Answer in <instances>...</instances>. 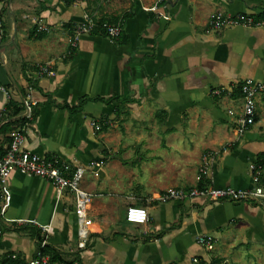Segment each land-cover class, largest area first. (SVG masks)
I'll list each match as a JSON object with an SVG mask.
<instances>
[{"label": "crops", "instance_id": "obj_1", "mask_svg": "<svg viewBox=\"0 0 264 264\" xmlns=\"http://www.w3.org/2000/svg\"><path fill=\"white\" fill-rule=\"evenodd\" d=\"M154 8L166 17L156 18ZM216 12L257 20L264 0H0V109L10 100L21 106L24 97L36 102L23 148L72 171L103 162L80 183L94 195L86 220L75 215V197H58L47 181L13 172L0 184V264L35 259L33 234L44 239L47 227L45 246L55 258L45 256L48 264H264L246 258L264 249V207L158 201L169 189L250 188L251 169L264 155L262 96L255 124L239 141L234 135L239 85L264 82V28L209 32ZM86 14L118 19L119 42L97 32L81 35L71 50L72 27ZM39 20L48 32L37 30ZM45 64L55 77L34 80ZM111 98L124 104L117 115V103L100 101ZM7 114L0 154L21 127ZM227 145L203 181L201 157ZM132 206L147 209L146 224L125 221ZM199 236L212 239L213 251L196 243Z\"/></svg>", "mask_w": 264, "mask_h": 264}, {"label": "built area", "instance_id": "obj_2", "mask_svg": "<svg viewBox=\"0 0 264 264\" xmlns=\"http://www.w3.org/2000/svg\"><path fill=\"white\" fill-rule=\"evenodd\" d=\"M68 1L73 4L81 3L83 0H61ZM153 14L156 18L165 14H160L157 8L153 9ZM36 27L39 32H48V28L41 22H36ZM246 27V28H264V22H258L255 18L247 15H225L221 12L212 14L207 23V29L209 32H220L229 28ZM72 38L70 42V49L74 50L77 46V41L81 35H93L94 32L102 33L106 38L115 41L121 35V27L119 23H113L108 20H102L95 16L86 14L83 16V21L72 27ZM2 32L0 30V39ZM43 77L53 78L55 73L52 71L49 65H39L35 70L34 80H38ZM239 94L242 101L241 112L237 115L234 122V135L235 140L239 141L255 124L256 120V100L262 96L264 98V82H255L253 80L243 81L239 87ZM220 91H214L213 94H219ZM23 118L25 123L17 130L13 131L9 135L10 142L5 148L3 153L0 154V184L6 185L10 175L13 172H17L23 176L35 177L49 182L55 189L58 197H61L63 193L67 192L75 197V215L86 220V209L92 202L94 195L87 193L80 187L81 179L84 176L87 169L98 171L103 166L102 161L90 162L87 167H77L72 171L67 165L60 162L56 157L44 158L36 154L27 152L24 147L25 136L30 122L32 121V109L36 106V102L30 98H23ZM6 109H0V124L4 120ZM105 126H109V122L103 123ZM92 127L95 131H100L101 126L96 123H92ZM227 145L221 150L206 152L201 157V163L198 168L199 177L204 181L206 175L209 172L210 165L215 157H217L221 151H225ZM252 186L247 189H235V188H214L213 186L206 185L204 188L193 189H169L160 197V202H178L183 203L186 201H192L196 199H203L206 201H231V202H244L255 203L264 207V167L261 164L255 163L251 169ZM148 214L145 207H128L125 212V221L129 224L144 225L147 223ZM88 223L85 222V226ZM49 227L42 229L44 239L41 243L43 248L47 242V236L49 234ZM196 243L203 248L206 252H211L214 249L212 239L199 236L196 238ZM85 241H82L80 247L83 248ZM11 260L17 264H48V258L38 252L35 259L29 260L26 263H22L16 256H13ZM194 263L198 261L193 260Z\"/></svg>", "mask_w": 264, "mask_h": 264}, {"label": "trees", "instance_id": "obj_3", "mask_svg": "<svg viewBox=\"0 0 264 264\" xmlns=\"http://www.w3.org/2000/svg\"><path fill=\"white\" fill-rule=\"evenodd\" d=\"M110 21L113 23H118V22L121 23L120 21H118V19H110ZM257 21L258 22H261V21L264 22V15H261L260 17H258ZM93 34H97V32H94ZM120 37H121V35H120ZM120 37L117 40H115L114 43L117 44L120 40ZM29 85H30V87H35L31 81H29ZM100 101L106 105H112L113 103H117V107L115 110L116 115L118 114L119 111H121L123 109L124 104L122 102H120L117 98H111L108 100H100ZM82 102H83V100L81 101L79 108L81 107ZM5 109H6V112L8 111V114H7L8 117H10V118L18 117L14 122L11 121V123L17 124L18 127L22 126L25 123L24 118L22 116L19 117L23 112L22 105L18 106L17 104H15L14 102H11V100H10L8 102L7 106L5 107ZM256 163L261 164L264 167V155L258 156ZM163 234L164 233L161 232L160 235L162 236ZM33 237H35V239L37 241L39 252L43 256H48L50 258V260L53 261V259H55V258H52V255H53L52 250L48 249L47 246H44L43 248L41 247V243L43 241V238L38 236V232H34ZM220 262H221L220 260H212L210 264H220ZM2 264H17V263L15 261L11 260V258H9L5 262H3ZM199 264H205V263L202 262Z\"/></svg>", "mask_w": 264, "mask_h": 264}, {"label": "rangeland", "instance_id": "obj_4", "mask_svg": "<svg viewBox=\"0 0 264 264\" xmlns=\"http://www.w3.org/2000/svg\"><path fill=\"white\" fill-rule=\"evenodd\" d=\"M83 178V177H82ZM82 180V179H81ZM245 253L246 251L243 250ZM248 252H251V250H247ZM241 257V256H239ZM246 258H264V249H259L257 252L252 253L249 256H246ZM257 264V263H256Z\"/></svg>", "mask_w": 264, "mask_h": 264}]
</instances>
